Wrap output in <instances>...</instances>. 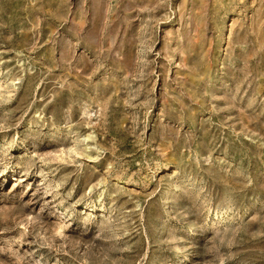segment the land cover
<instances>
[{
    "label": "rangeland",
    "instance_id": "374dc122",
    "mask_svg": "<svg viewBox=\"0 0 264 264\" xmlns=\"http://www.w3.org/2000/svg\"><path fill=\"white\" fill-rule=\"evenodd\" d=\"M0 264H264V0H0Z\"/></svg>",
    "mask_w": 264,
    "mask_h": 264
},
{
    "label": "bare ground",
    "instance_id": "6f19581e",
    "mask_svg": "<svg viewBox=\"0 0 264 264\" xmlns=\"http://www.w3.org/2000/svg\"><path fill=\"white\" fill-rule=\"evenodd\" d=\"M166 168V167H165Z\"/></svg>",
    "mask_w": 264,
    "mask_h": 264
}]
</instances>
